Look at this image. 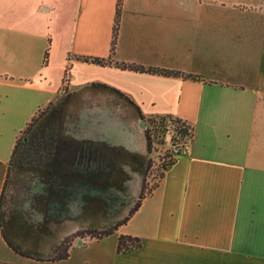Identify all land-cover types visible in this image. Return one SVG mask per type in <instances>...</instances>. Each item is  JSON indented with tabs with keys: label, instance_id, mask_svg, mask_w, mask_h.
<instances>
[{
	"label": "crops",
	"instance_id": "1",
	"mask_svg": "<svg viewBox=\"0 0 264 264\" xmlns=\"http://www.w3.org/2000/svg\"><path fill=\"white\" fill-rule=\"evenodd\" d=\"M118 1L0 0V197L17 140L66 90L104 84L146 118L173 115L192 127L190 148L115 231L140 248L76 240L66 260L43 262L10 251L0 230V264H264V0H122L112 51ZM93 68L107 70L103 80L87 77ZM78 241L93 253L76 258Z\"/></svg>",
	"mask_w": 264,
	"mask_h": 264
},
{
	"label": "trees",
	"instance_id": "2",
	"mask_svg": "<svg viewBox=\"0 0 264 264\" xmlns=\"http://www.w3.org/2000/svg\"><path fill=\"white\" fill-rule=\"evenodd\" d=\"M122 0L118 1L117 16L114 26L113 36V48L114 51L120 24ZM49 53H45L44 62L47 63ZM85 62H92L101 66L111 65L110 60L102 58H79ZM121 69H128L140 73H150L163 76L181 77L185 80L200 81L199 77L177 70H167L161 68L145 67L134 64H117ZM68 70L64 74L63 81H67ZM87 90H101L109 93H113L118 97L125 100L130 107L135 111V116L138 121L147 122L148 127L151 129H144L142 122L136 126L138 143H143V137L148 139L145 150L135 147L131 151H126V155L129 156L130 161L140 162L146 159L148 150L152 151V139L151 132L155 128L167 126L169 130L175 131L180 136V139L185 137L192 138L193 129L185 121L174 117L173 115H165L159 117L146 118L141 113L139 107L128 97H126L120 91L109 87L104 84L94 83L84 86L77 92H71L70 94H79ZM65 91V90H64ZM65 94H69L66 90ZM54 103H50L45 109L39 111V113L32 119L26 129L22 132L21 136L17 140L15 145L10 167L7 174V178L0 197V230L1 234L8 244V246L17 254L27 258H31L37 261L43 262H55L66 260L70 255V248L73 242L78 238H84L90 236L93 239H102L108 235L113 234L119 227L128 223L131 217L140 208L144 198L153 192L151 190L146 191V187L143 188L135 205L120 219L106 224L103 227L96 226L97 221L95 218L106 210L110 212L113 210L114 205H108L106 199L102 197H96L91 199V203L87 213L88 218L93 219L96 222H89L85 225L76 224L75 222L82 219L78 218L75 212H71L68 208L53 206L50 202V196L53 190H64L65 186L56 177L54 168L52 166L54 158V148L51 144L45 147V144L41 141L37 128L38 123L42 120L43 114L48 110L53 109ZM159 119V121H158ZM152 124H150V123ZM167 128V127H166ZM167 130V129H166ZM146 133V135H145ZM123 153V152H122ZM181 154V149L178 152ZM84 158V159H83ZM82 162L80 163L83 169L90 167L88 157L82 155ZM85 163V166L83 165ZM176 162V157L166 167L165 172L169 170ZM35 166L29 171L27 176H24L23 172L20 173L21 167L26 165L30 167ZM104 171V168L101 169ZM73 191H79L78 187L69 188ZM114 211V210H113ZM113 211L110 212L113 215ZM119 215V214H118ZM69 225L70 230L63 231ZM24 228H28V234ZM24 230V232H23ZM62 230V231H61ZM63 232V233H62ZM62 233V234H61ZM141 247V239L138 237L121 235L118 239L117 250L120 254L130 253Z\"/></svg>",
	"mask_w": 264,
	"mask_h": 264
},
{
	"label": "rangeland",
	"instance_id": "3",
	"mask_svg": "<svg viewBox=\"0 0 264 264\" xmlns=\"http://www.w3.org/2000/svg\"><path fill=\"white\" fill-rule=\"evenodd\" d=\"M213 62L216 63V59L212 60L210 62L211 63L210 66L209 65H203V67H201V71L205 73V70H210V69L213 70L215 67H217V65L215 66ZM58 63L59 62H58V58H57L56 63L53 64L52 66H50L49 71H48V74L51 76V78L53 79L54 82H59L60 76H61V67L58 65ZM92 71L93 72H91V71L87 72L88 78H91V79L100 78L103 80V78H104L103 74L106 73L107 70H103L101 68H93ZM81 74L84 75V74H86V72L82 71ZM87 91H89V90H87ZM87 91L80 92L79 94H70V93L65 94L64 93L60 99H56V101H54V104L52 105V106H54L53 109L48 110V112L46 110V112L43 114L42 120L38 123V128L36 130L38 132L40 139H42L41 141H43L42 144L44 143L45 147H47L48 144H51L53 146V148L55 150L54 155H53L54 157H55L56 151L58 150V147L62 144V142L59 141V140H61L60 133L62 134L63 130L65 128H74L76 126V125H74L76 118L91 114V111L97 105L103 106L105 104L106 110L108 112H110V113L112 112L114 115H117L119 117L121 116L120 112L123 109V107L128 106L131 109V114L133 116L135 115V111L130 107V105L125 100H123L122 98H119L117 95H115L113 93L106 92V91L93 90L96 92H102V93L105 92L104 94H101V96H105V97L103 99H86L87 98V94H86ZM72 96H76V98L78 97V99H68V97H72ZM98 102H99V104H97ZM127 119L130 123V126L133 128V130L136 131V126H134V121H136L135 117H133V118L127 117ZM158 121H159V119H158ZM141 122L136 121L137 125H139V123H141ZM150 124H152V123H150ZM168 126L169 125L167 123V126L155 128V130H153L151 132L152 151H151L150 155L146 154L147 158L144 159L143 161H140V162L139 161L138 162L129 161V156L124 155L121 151L113 152L114 162L111 164V168L109 167V170L107 171V176L104 175L105 177L103 176L102 177L103 179L100 180L101 184H103V186H105L106 188L107 187L118 188V190H120L122 192V195H126V193L130 194L128 188L125 185V181L122 179L123 174L125 173L124 167H125V165L126 166L131 165V166H135V167L139 168L140 167L139 164L142 163L144 165V167H146L145 168L143 188L146 187V191L154 188L159 183L160 179H162L161 176H162V174H164L165 167L172 160L175 159L176 155L180 151L181 146L183 145V143L187 139V137L180 139V136L178 135V133H176L175 131L169 130ZM152 127L153 126H151V128ZM76 128H81V126L80 127L76 126ZM151 128L148 127V124H147L146 128H144V129L147 130V129H151ZM153 129H154V127H153ZM56 134L59 135L57 137V141L52 142V138ZM132 138H133V136H132ZM134 138H135V140L137 139V143H138L139 138L137 137V133H135ZM141 138L144 139L143 135L141 136ZM134 147H137V146H134ZM92 153L93 152H90V155H88V153L83 151L81 153V156L82 155L85 156V159L87 156L88 161H91ZM124 156H126L127 162L126 161L124 162V160H123ZM77 162L80 163L79 160H77ZM85 163L86 162H84V164H83L84 166H85ZM35 166L32 165L30 167V165H26L23 168L21 167L22 171H20V173L23 172L24 176H27V174H29V171L32 170ZM103 168L105 169V167L100 165V169H103ZM143 188H142V191H143ZM142 191H141V193H142ZM122 195H120V196H122ZM137 200H138V197L134 198L132 205L129 206L128 208L124 207V209H122L120 211L119 215H115V216L111 215L110 212H112L115 208H113V210H111L110 212H108L106 210L105 212H102L101 214H99V216L97 218L93 217V219H91V220H90V218H88L89 214L84 213L82 216H78V218H82V219L76 221L75 223L81 224V225L83 223L85 226L86 224L87 225L89 224L88 221H90V223H91L94 221V218H95L96 221L98 222L96 226L103 227L106 224H110L111 222L122 218L135 205ZM96 221H94V222H96ZM24 229L26 230V232L28 234L29 229L28 228H24ZM62 230L63 231L68 230L69 231L70 230L69 225H67L65 228H62ZM23 232H24V230H23ZM118 238H117V233L114 232L113 234L102 238V240L108 239L111 242L112 241L116 242V239L118 240ZM84 239H87L86 241L90 242L91 241L90 239H93V238H91L90 236H85L84 238H78L76 240L82 241ZM79 241L77 242V245H78L77 253L74 254V256L76 258L78 256H85L86 254L88 255L89 252L91 254L93 253V248L90 249V246L88 248V245L87 246H81ZM106 243H110V242H106ZM86 250H87V253L85 252ZM10 251L13 252V250H11V249H10ZM116 252H118L117 249H116ZM31 263L37 264L33 261H31Z\"/></svg>",
	"mask_w": 264,
	"mask_h": 264
},
{
	"label": "water",
	"instance_id": "4",
	"mask_svg": "<svg viewBox=\"0 0 264 264\" xmlns=\"http://www.w3.org/2000/svg\"><path fill=\"white\" fill-rule=\"evenodd\" d=\"M96 99H103L97 97ZM99 104V102L97 103ZM115 115L106 110L105 104L103 106H96L91 114L85 115L84 125L81 126L80 131L83 135L87 133H105L106 135H100L101 141L109 140L114 145H121L122 143H128V127L123 124H118L115 120ZM147 123L143 122L142 127L146 128ZM148 139L144 137L143 143L138 148L145 150ZM131 151L134 146H126ZM74 152L67 148H58L55 157L53 158L52 166L56 177L64 184V190H53L50 196V202L53 206H60L68 208L71 212H75L78 216H82L87 213L91 199L95 197L94 193H104L107 188L101 184L100 180L104 175L107 176V171L111 165L105 167L104 171H101L100 165H92L88 169L84 170L77 159H75ZM151 151L148 150L147 154L150 155ZM92 153L95 156V161L101 159L104 154L102 152ZM94 158V157H93ZM103 159V158H102ZM139 164V163H138ZM139 168L131 165H125L123 174V180L130 192L131 198L140 196L144 176L145 168L141 163ZM105 177V176H104ZM78 187L79 191H73L69 188ZM110 191L117 195H122V192L116 187H110Z\"/></svg>",
	"mask_w": 264,
	"mask_h": 264
},
{
	"label": "flooded vegetation",
	"instance_id": "5",
	"mask_svg": "<svg viewBox=\"0 0 264 264\" xmlns=\"http://www.w3.org/2000/svg\"><path fill=\"white\" fill-rule=\"evenodd\" d=\"M105 92H96L93 90L87 91V98L86 99H96L97 97L104 98L105 96H101V94H104ZM120 98V97H119ZM68 99H78L76 96L68 97ZM121 116L115 115V120L118 122V124H123L124 126L128 127V143H122L121 145H114L109 142V140L101 141L99 139L100 135H106L105 133H92V134H86L83 135L81 133L80 128H76V126L80 127L84 125L85 122V116L82 117H77L75 120L74 125H76L74 128H65L63 130V133L61 135V141L62 144L59 146L60 148H67L70 151L74 152L73 154L76 156L75 159L79 160L80 163L82 162L81 160V153L84 151L90 155V152H102L104 156L101 159H97L95 161V156L91 157V161H89V164L92 165H102L103 167L108 166L109 164L111 165L114 162L113 159V152L115 151H121L123 152L124 155H126V151L128 152L129 150L127 149L126 146H139L140 144L137 143V139L135 140L134 135L135 131L133 128L130 126V123L127 119V117H135V120L138 121L137 117L131 114V109L127 106H124L123 109L120 112ZM136 121H134V124H136ZM146 135V133H145ZM59 135H54L52 138V142L57 141V137ZM133 136V138H132ZM146 137V136H145ZM58 147V148H59ZM94 155V154H93ZM94 157V158H93ZM124 162L126 161V156H124ZM130 161V160H129ZM127 162V161H126ZM95 197H102L106 199L107 204H113L114 205V211H113V216L120 214V211L124 209V207H129L132 205L134 198L130 197L129 193H126V195L119 196L116 193L110 191V187H107V191L104 193H94ZM122 197V198H121ZM77 215V214H76ZM112 215V214H111ZM78 216V215H77Z\"/></svg>",
	"mask_w": 264,
	"mask_h": 264
},
{
	"label": "built area",
	"instance_id": "6",
	"mask_svg": "<svg viewBox=\"0 0 264 264\" xmlns=\"http://www.w3.org/2000/svg\"><path fill=\"white\" fill-rule=\"evenodd\" d=\"M190 141H191V138L190 137H187V139L185 140V142L183 143V145L181 146V150L182 149H189L190 148Z\"/></svg>",
	"mask_w": 264,
	"mask_h": 264
}]
</instances>
